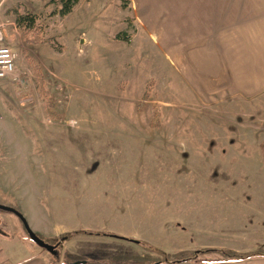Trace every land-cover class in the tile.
Returning <instances> with one entry per match:
<instances>
[{
  "label": "rangeland",
  "instance_id": "rangeland-1",
  "mask_svg": "<svg viewBox=\"0 0 264 264\" xmlns=\"http://www.w3.org/2000/svg\"><path fill=\"white\" fill-rule=\"evenodd\" d=\"M125 1L79 0L61 17L56 0H0L18 77L0 80V205L57 245L58 257L40 250L62 264H200L219 258L209 248L254 247L264 239V93L201 78L191 5ZM16 13L34 18L28 38L39 43L23 39ZM82 231L105 235L62 239ZM1 235L34 244L2 211ZM76 241L83 255L69 251Z\"/></svg>",
  "mask_w": 264,
  "mask_h": 264
},
{
  "label": "crops",
  "instance_id": "crops-1",
  "mask_svg": "<svg viewBox=\"0 0 264 264\" xmlns=\"http://www.w3.org/2000/svg\"><path fill=\"white\" fill-rule=\"evenodd\" d=\"M79 2V1H78ZM128 2H185L193 7L198 37L194 63L201 78L229 80L242 94L264 93V2H200V0H128ZM0 83V87H1ZM264 243H255L248 252ZM17 245V247L15 246ZM69 251L83 255L81 244L72 242ZM0 264H62L41 252L28 240L0 236ZM185 264V263H177ZM205 264V263H200ZM210 264H264V257Z\"/></svg>",
  "mask_w": 264,
  "mask_h": 264
},
{
  "label": "trees",
  "instance_id": "trees-1",
  "mask_svg": "<svg viewBox=\"0 0 264 264\" xmlns=\"http://www.w3.org/2000/svg\"><path fill=\"white\" fill-rule=\"evenodd\" d=\"M59 4V10H58V15L61 17H64L68 14H70L74 7L77 5L79 0H56ZM127 1L124 0V3L121 4V9H125L127 7ZM16 24L18 25L19 28H21L23 30L22 32V37L23 39H25L26 42L28 43H33V44H37L40 42V39L38 38V36H33L32 38H28V34L29 32H31V29L34 27L35 25V20L32 16H22L20 14L16 13ZM25 30V31H24ZM120 35V34H119ZM123 35V36H121ZM120 36H118L119 38L116 39H120L126 43L129 42V37L128 36H124V34H121ZM48 43L52 46H54L55 48H57V46L55 44H53L51 42V40L48 41ZM33 69V73H34V82L37 86L38 90L43 91V82H42V77H41V72H40V67L38 65H34L32 67ZM53 107V102L51 99L47 100V108H48V115L50 114V116L52 115L49 112V109ZM85 234V235H105V234H101V233H97V234H92L91 232H73L70 235L64 236L62 239L68 238L69 236H74L77 234ZM45 241V240H44ZM46 242V241H45ZM47 243V242H46ZM50 244V243H48ZM55 245V244H54ZM151 249V248H150ZM158 251V250H157ZM159 253L164 256L165 259H169V258H177L176 256L178 255H171V254H165L161 251H159ZM204 253H212V254H217L219 255V258L214 260V261H207L205 262V264H210V263H226V262H237V261H244V260H248V259H252V258H258V257H264V243L260 246H258L255 250L253 251H248V252H237L234 250H230V249H213V248H209L204 250ZM70 262L71 261H76V262H84V264H88L87 261H85L84 259L81 258H77V257H70ZM79 260V261H78ZM114 261L112 264H128V261H131L132 264H144V263H148L149 260L148 258L143 259V258H133V259H127V258H114ZM176 263H180V262H185L186 259H178L175 260ZM75 262L72 263H63V264H74ZM160 261H155L151 264H160Z\"/></svg>",
  "mask_w": 264,
  "mask_h": 264
},
{
  "label": "water",
  "instance_id": "water-1",
  "mask_svg": "<svg viewBox=\"0 0 264 264\" xmlns=\"http://www.w3.org/2000/svg\"><path fill=\"white\" fill-rule=\"evenodd\" d=\"M0 211L2 212H6L9 214L14 215L22 224L24 231L26 232L29 240L34 243L37 247H39L40 249L45 250L46 252H48L50 255L54 256V257H58V251H57V245H51L46 243L43 239H41L36 233H34L28 226L25 218L23 217V215L16 209L12 208V207H7V206H3L0 205ZM109 237L115 238V239H122V240H128L130 242L133 243H137L136 240H131V239H127L125 237H121V236H117V235H108ZM74 264H84V262H75Z\"/></svg>",
  "mask_w": 264,
  "mask_h": 264
},
{
  "label": "built area",
  "instance_id": "built-area-1",
  "mask_svg": "<svg viewBox=\"0 0 264 264\" xmlns=\"http://www.w3.org/2000/svg\"><path fill=\"white\" fill-rule=\"evenodd\" d=\"M3 37L0 34V80L17 81L16 56L7 46L2 45Z\"/></svg>",
  "mask_w": 264,
  "mask_h": 264
}]
</instances>
